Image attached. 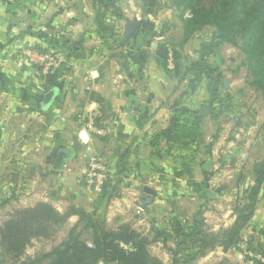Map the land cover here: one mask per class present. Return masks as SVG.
<instances>
[{"label": "crops", "instance_id": "obj_1", "mask_svg": "<svg viewBox=\"0 0 264 264\" xmlns=\"http://www.w3.org/2000/svg\"><path fill=\"white\" fill-rule=\"evenodd\" d=\"M104 1L0 0V173L5 192L10 187L19 200L33 184L43 189L35 194L42 198L23 207L45 201L60 210L70 204L91 209L95 195L76 181L84 167L80 163L84 138L79 124L90 116L100 119L108 135L97 138L86 133L88 142L97 145L105 160L140 152L162 160L166 154L162 140L169 119L165 108L176 90L171 73L161 67L154 48L148 50L147 27L137 31L143 37L124 39L130 22L119 21V25L110 8L105 25H100L97 14L100 6L107 5ZM133 41L138 43L137 49ZM26 47L60 54V74L53 85L23 58L21 51ZM51 88L56 95L45 106L44 96ZM92 92L104 99V105L91 97ZM230 144L221 152L222 167L215 164L217 169H211V192L216 186L228 185L230 172L236 178L243 172L229 164L233 154ZM214 147L216 144L211 156L218 163ZM257 155L264 157V145ZM257 158L251 159L247 182L255 183L251 173ZM168 167L161 161L143 165L145 183L158 190L160 202L166 198L167 188L178 186ZM115 170L113 176L122 178ZM237 180L232 182L237 184ZM220 196L215 192L211 201ZM253 217V227L259 230L257 241L264 247V183Z\"/></svg>", "mask_w": 264, "mask_h": 264}, {"label": "rangeland", "instance_id": "obj_2", "mask_svg": "<svg viewBox=\"0 0 264 264\" xmlns=\"http://www.w3.org/2000/svg\"><path fill=\"white\" fill-rule=\"evenodd\" d=\"M115 3L110 9L118 16L114 20L119 25V21L130 22L131 38L133 35L143 37L137 31L139 27H147L146 46L149 51L154 48L157 57L156 50L160 45L172 51V62L169 63L168 57L167 65L172 71L171 83L175 84L176 90L170 94L165 108L169 120L162 140L166 148L162 160L154 154L146 156L141 152L104 158L110 169V183L101 200L94 198L88 211L104 218L112 227L128 223L148 234L151 239L155 237L154 229L163 231L165 235L157 238L150 249L165 264H171L172 254L176 250L178 257L193 264H254V260L263 258L257 241L259 230L252 223L254 215L242 229L240 240L227 250L221 246L202 250L196 237L182 242L183 233L190 234L194 228L211 232L233 225L239 216L237 208L251 201L245 199L252 195L250 188L254 183L247 182L248 167L251 168V159L258 156L254 163L260 159L257 154L264 145V100L261 91L249 84L247 54L240 43L232 45L223 41L214 26L203 28L182 43L183 17L191 16V10L175 6L173 0H117ZM119 35L120 39L122 34ZM133 44L137 49L138 43L133 41ZM57 54V67L60 68L61 56ZM32 67L40 71L36 65ZM214 107L216 110L212 111ZM205 108H208V112L201 114ZM95 119L94 129L85 125L88 121L79 124L82 135L87 133L97 138L108 136ZM99 130H103L102 133ZM82 143L80 163L85 167L88 147L99 151L90 140H83ZM215 144L218 163H214L211 156ZM229 144L233 153L229 164L233 168H242L243 172L237 178L230 172L228 185L225 188L216 186L217 189L213 188L215 191L211 192V169L222 167L221 152L226 151ZM160 161L169 166V175L177 177L175 181L178 183L177 187L167 188L168 197L162 198V202L159 201L158 190L147 186L142 173L143 165L148 167ZM215 164L220 165L215 168ZM112 169H116L115 174L123 175L119 177L120 180L113 176ZM251 174L254 176L253 172ZM131 179L139 182L133 183ZM233 179H238V183L234 184ZM3 181L0 173V205L8 201L0 207V224L14 209L42 198L35 194L43 190L37 183L33 184L25 189V196L19 200L15 190L11 192L10 187L5 192ZM215 192L221 194L219 200L214 199L217 202L211 201ZM77 219L75 216L59 227L53 239L35 241L27 253L34 254L59 243ZM249 241L253 242L252 246ZM168 248L173 250L169 251Z\"/></svg>", "mask_w": 264, "mask_h": 264}, {"label": "trees", "instance_id": "obj_3", "mask_svg": "<svg viewBox=\"0 0 264 264\" xmlns=\"http://www.w3.org/2000/svg\"><path fill=\"white\" fill-rule=\"evenodd\" d=\"M107 1L108 5L100 6L97 14L102 26L105 25L107 8L111 9L117 2ZM173 4L191 10V16L183 17L182 43H186L203 28L214 26L223 41L242 45L248 58L249 84L261 91L264 100V0H173ZM111 12V16L118 17L116 12ZM156 51L161 67L172 73L167 65L168 47L160 45ZM59 74L60 68L57 67L42 77L47 84L53 85ZM91 97L104 105L100 95L92 92ZM95 120L100 121L99 118ZM253 168L255 183L250 186L252 195L245 198L251 201L237 208L239 216L236 222L218 231L194 228L190 234L183 233L182 242L196 237L202 250H212L218 246L227 250L240 240L242 229L255 213L258 195L264 183V157L257 160ZM110 179L102 192L95 195L96 200H101ZM4 205L2 203L0 207ZM73 216L78 217L77 221L69 227L59 243L34 254L27 253L35 241L53 239L59 227ZM154 230L155 237L151 239L148 234L134 229L128 223L112 227L104 218L84 207L70 204L60 210L50 202L40 201L32 206L14 209L0 224V264H100L101 261L115 264H165L150 249L157 238L165 235L159 229ZM252 243L249 241V245L252 246ZM260 246L263 258L254 260V264H264V247ZM177 252L172 254L171 264H193L178 257Z\"/></svg>", "mask_w": 264, "mask_h": 264}, {"label": "built area", "instance_id": "obj_4", "mask_svg": "<svg viewBox=\"0 0 264 264\" xmlns=\"http://www.w3.org/2000/svg\"><path fill=\"white\" fill-rule=\"evenodd\" d=\"M21 52L23 58L30 65H36L40 69L39 73L41 76L48 74L58 66L59 57L53 50L43 49L40 47H26ZM168 57L169 63L172 62V51H169ZM88 118L90 119L85 125L94 129V120L92 116ZM102 131L103 130H99L100 133H102ZM109 178L110 173L104 158L97 151L92 150V147L89 146L86 154L85 167L83 168L80 176L77 178L78 183L87 193L98 195L102 192L103 187Z\"/></svg>", "mask_w": 264, "mask_h": 264}, {"label": "water", "instance_id": "obj_5", "mask_svg": "<svg viewBox=\"0 0 264 264\" xmlns=\"http://www.w3.org/2000/svg\"><path fill=\"white\" fill-rule=\"evenodd\" d=\"M131 32H132L131 29H128V33H126V35H124V39L127 38L129 36V34H131ZM55 95H56L55 88L49 89L44 96V101H43L44 105L45 106L49 105L51 103V101L53 100V98L55 97ZM206 112H208V108H205L201 114L206 113Z\"/></svg>", "mask_w": 264, "mask_h": 264}, {"label": "bare ground", "instance_id": "obj_6", "mask_svg": "<svg viewBox=\"0 0 264 264\" xmlns=\"http://www.w3.org/2000/svg\"><path fill=\"white\" fill-rule=\"evenodd\" d=\"M82 136H83V138H84L85 141H88L89 138H88V135L87 134L85 135L86 137H84V135H82Z\"/></svg>", "mask_w": 264, "mask_h": 264}]
</instances>
